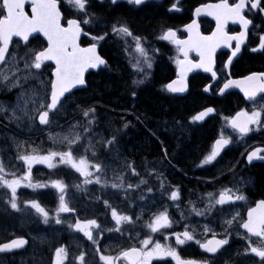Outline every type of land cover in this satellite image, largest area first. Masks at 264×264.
Instances as JSON below:
<instances>
[{
  "label": "snow or ice",
  "instance_id": "snow-or-ice-1",
  "mask_svg": "<svg viewBox=\"0 0 264 264\" xmlns=\"http://www.w3.org/2000/svg\"><path fill=\"white\" fill-rule=\"evenodd\" d=\"M66 2L75 9V18L67 19V26H63L62 12L58 7L57 0H0V86L8 91L19 89L16 103L12 107L10 119L19 124L27 119L35 124L38 121L39 126L49 127L53 124V118L61 113L65 107V102L73 94V90L82 86H86V73L89 69H97L101 66H106L107 61L99 54L98 44L105 40L108 33L103 35H92L91 28L97 23L94 14L90 15L87 11L90 8V0H66ZM103 3V0H99ZM130 5L140 6L145 4L147 0H126ZM112 5H116L118 0H110ZM31 5V13L26 10V6ZM172 9H177V5L173 4ZM178 10V9H177ZM246 12L252 14L264 15V0H235L230 3L229 0H218L216 3H206L197 6L193 16L201 15L211 16L215 22V29L208 35H204L200 31L197 20L193 18L190 23L184 25V31L187 33V38L180 39L177 35V30L168 28L162 33L158 39L168 41L176 46L179 56L182 59H177L176 63V79L170 81L164 87L170 93H183L188 89V74L195 70H202L204 73H209L211 80L219 82V77L216 69V53L217 49L223 47L230 50L226 61L223 63V69L227 70L233 62V58L241 52L242 45L245 44L248 29L252 20L246 15ZM83 15L85 18L81 20L79 17ZM231 21L233 24H239L240 31L229 33L226 31V25ZM104 27H107V21H101ZM85 26H88L87 28ZM259 27V26H257ZM112 34L121 37H132L133 33L129 26L115 22L111 26ZM33 34H40L46 44H38L35 47L31 46V40L36 37ZM91 35L92 42L86 47H81L80 40L82 36ZM13 37L19 38L14 41ZM135 49L143 57V64L148 69L152 68L151 59L148 56V50L143 46L141 37H134ZM22 42V43H21ZM234 43V47H233ZM15 44V48H10V45ZM264 51V33L258 36V45L251 49ZM22 52V55H21ZM190 53H195L197 58H190ZM47 62H51L50 64ZM21 63L23 67L21 68ZM51 67L50 74L45 78V73ZM133 68L137 72H143L144 77L148 75L143 71L140 60L133 64ZM29 81L36 83L32 87L25 85ZM144 80H134V84H141ZM213 85H205L203 91L209 92ZM239 88L243 92L247 101L254 105L258 102L257 96L261 94L260 100H264V72H251L249 75L243 76L240 79H233L229 74L218 89L219 94H224L230 88ZM135 95V92H133ZM79 107V106H78ZM4 111L3 106H0V112ZM213 107H206L191 117V122L195 123L203 121L205 117L213 113ZM88 125L95 122V108L89 107L83 111L84 117H89ZM230 128L239 136H244L251 131L249 125H264V103L259 104V109H254L248 112L244 109L236 112L234 117L226 118ZM125 128L128 127L126 123ZM85 132H89L85 128ZM67 146L66 151H49L46 155H21L18 159L24 162L28 171L24 174V179L29 180V183L24 184V187L46 188L51 187L59 193V204L56 209L55 223L62 224L61 213L77 214L78 210L70 206V202L66 199L68 185L61 180H52L50 185L47 183H38L33 185L31 180V169L33 164H44L49 168H54L52 163L54 158L59 159V163L66 165L78 173L83 178L82 184L76 185L78 191H87V186L90 184L100 185L102 189H111L117 192L124 191V200L131 201L130 192L140 191L142 186H147L148 181L140 179L138 184L127 185L124 187V177H117L116 180L109 184L106 179L105 165L100 161L97 152L94 150V145L89 141V145L85 149V154L78 158L75 153L83 144V137L76 135L75 138L65 136ZM229 139L221 137L214 141V148L210 155H207L201 165H212L221 155V150L228 146ZM118 144L117 138L112 136L110 139L103 140L102 147L109 153L116 149ZM91 150V156L87 152ZM262 149H254L247 154V160L251 162L253 159H264L259 153ZM117 155H119L117 151ZM165 158L167 152L165 151ZM133 176H139L134 165L129 164ZM4 171L3 165L0 164V173ZM118 181V182H117ZM161 189L168 191L163 184V179L160 180ZM0 184L11 192V197L6 201L10 208L14 211H19L17 188L21 186L18 179L11 181L4 180L0 176ZM148 192L152 193L153 189L148 188ZM181 191L179 188H173L170 191L169 199L175 203L179 200ZM97 199H100L99 197ZM208 203L204 209L193 208L197 216H205L206 213H211L216 205L224 206L231 205L236 201L246 199L243 193L239 190H233L229 187H222L218 196L214 193L207 194ZM140 200L147 203V199L142 193ZM103 203L106 208L111 209V220L115 222L114 228H108L107 231L118 232L123 235L124 229L122 224H133L135 221L142 219L143 210L141 213L124 214L118 212L108 199H104ZM26 205H30L37 213L43 216L45 224L50 223L48 212L41 207L40 203L33 199L25 201ZM131 207V205H130ZM222 207L220 211H222ZM134 213V209H132ZM239 217V228L245 230L241 234V238L247 239L248 243L245 248L244 255L251 253L259 258V264H264V199L256 202L255 207H250L247 211V218L244 219L239 213H236L232 219L224 221L230 227ZM183 218V214H182ZM173 225L172 219L167 210L162 211L159 215L151 218L146 227L151 233H158L161 229H171ZM189 225H185L183 233H173L176 237L177 245H184L187 242H195L199 248L207 254H210L205 260L197 259H182L175 249H164L160 243H155L152 246V236L146 235V238L139 242V246L123 249L116 257L100 255V260L103 264H114L115 261H127L128 264H148L154 257L169 256L176 261V264H215L224 249V246L229 244L230 232L225 229V234H221L223 238H218L215 229L205 224L204 235L205 239L201 241L196 238L195 232L189 231ZM69 229L75 230L83 234L85 238L98 243L94 236L93 230L102 232L104 229L98 223L96 218L79 219L75 223H69ZM211 234V238H207V234ZM257 238L253 240L252 238ZM131 238V237H130ZM167 239V237H166ZM28 241L18 236L5 243H0V253L10 252L14 249L23 248ZM101 250L97 248L99 253ZM63 253V256L61 254ZM86 254H81L76 257L79 264H86ZM68 253L62 245L55 249L51 264H64L67 260Z\"/></svg>",
  "mask_w": 264,
  "mask_h": 264
},
{
  "label": "flooded vegetation",
  "instance_id": "flooded-vegetation-1",
  "mask_svg": "<svg viewBox=\"0 0 264 264\" xmlns=\"http://www.w3.org/2000/svg\"><path fill=\"white\" fill-rule=\"evenodd\" d=\"M96 1L99 2V0ZM202 1L212 2L216 0H199L193 5H189L185 0H147L145 4L140 6L130 5L126 0H118L115 6H122L126 10L135 12L142 8H149L152 11L160 10L165 15L183 16L181 21H168L167 24L162 23L155 30L153 29V32L147 30L143 31V33L139 32L142 34L140 36L141 38L149 37L153 39L159 31L158 29L162 26L177 27L191 21L194 7ZM173 4L177 5L178 10L171 8ZM95 5L100 8H96ZM93 8V14L99 20L98 13L105 15L107 11H112V7L107 4H94ZM246 15L252 21L258 22L254 25L251 24L248 30H264V23L259 18L261 14L246 12ZM113 18L115 17L112 16L107 20ZM125 18L128 19V17ZM199 24L204 34L210 33L214 28V23L206 19L199 20ZM225 30L231 34L238 32L240 28L227 25ZM91 32L96 34L95 30H91ZM251 33L255 37H258L260 34L258 31H256L257 34H254V31ZM41 43L38 38L31 40L32 47ZM255 46L257 45L250 43V46H247L243 53L249 52L248 48L251 50ZM15 47L16 45L12 44L11 48ZM110 47L111 45H108L105 48V52ZM111 48L115 50L117 47ZM255 52L257 53L251 54H258L264 58V51L258 49ZM190 58L195 57L191 54ZM20 66L22 68L23 64L21 63ZM51 67L53 66L51 65ZM51 67L46 70L45 78L50 74ZM216 67L220 68L221 62H218ZM234 69L233 64L231 67V76L237 78L249 75L251 72H264V65L261 64L252 68L246 67L237 73V70ZM223 81L219 80L216 83L220 85ZM35 83V81H29L25 86L32 87ZM19 92V89L8 91L6 88L0 86V106L4 108V111L0 112V164L4 168L0 176L4 180L11 181L18 179L21 182V186L17 188L19 211L12 210L10 205L6 203L11 197V192L0 184V243L8 242L18 236L24 237L28 243L27 249H14L10 252L0 253V264H51L55 249L62 245L68 253L67 260L64 261V264H79L76 257L81 252L86 254V264H103L100 260L101 254L116 257L123 249L133 246L138 247L139 242L145 239L146 235L152 236V246L158 242L164 249H175L182 259H197L203 261L210 254L204 253L194 241L187 242L184 245L176 244V237L173 233H183L186 224L190 226L188 230H194L196 238L201 241L205 239L203 227L205 224L215 229L218 238H223L221 234H225V229L229 230V244L224 246L215 264H259L258 257L253 256L251 253L244 255L248 241L247 239L241 238V234H244L245 230L239 228V217L231 227L224 223V221L232 219L236 213H239L240 216L246 219L248 209L255 207L257 201L264 199V192L258 188L254 171L257 165L264 164V159L261 163H247L248 152L254 149L264 150V125H261L262 127L257 129V133H259L258 137L253 140L227 138L230 143L221 150V155L214 164L201 165V161L207 154L201 160L195 159L187 169H180L175 165L170 160L172 159L170 154L167 153V158H165V151L167 152L165 145H162V154L160 155L151 152L148 156H139L127 151V146H130V143L126 144L125 140L119 141L114 150L118 151L119 155L98 154L100 161L108 165L106 179L109 181V184L121 176L124 177L125 188H127L129 183L133 185L137 184L138 177L146 181L152 178L156 184L159 181L157 186H151L148 181L147 186H142L140 191L130 192L131 201L129 203L121 204L119 201L116 202V199L119 200V195L124 191L117 192L111 189L110 186L107 189H102L100 185L90 184L87 186V191H78L76 185L82 184L83 178L70 167L60 164L58 158H54L52 161L55 165L54 168H49L44 164H33L31 169V183L33 185L38 183H47L50 185L52 180H61L69 186L66 199L69 200L70 206L78 210V213H61L60 217L64 222L57 225L55 223V216L59 204V193L50 186L36 188L35 190L32 187H27L26 189L23 185L29 183V180L24 179V174L28 169L18 157L21 155H46L40 152V147L42 144H45L44 146L47 148L53 147L49 137L56 134L57 124L61 128H67L71 123H69L67 112L62 109L59 116L53 118V124L49 127L39 126L38 121L32 124L27 119L22 121L19 126L16 121L12 122V126H9L10 124L6 125L4 121L9 116L5 111L16 101ZM232 94L237 96L236 93ZM260 96L261 94L257 96L259 104L264 103V100H260ZM71 98L72 95L65 102L66 106L71 103ZM259 104L257 106L253 105V108L259 109ZM87 105L85 110L88 108ZM224 109L228 113L233 111L232 108H224L223 106ZM58 120L59 122H57ZM229 131L233 133L232 129H229ZM5 132L10 133L12 139ZM169 140L165 142L168 143ZM75 155L78 158L84 154ZM87 155L91 156V154ZM259 155L264 157V151H261ZM129 164L135 166L139 176L132 175L131 169L128 168ZM111 167L115 170L114 172L108 170ZM161 179H163V184L168 188V191L161 189ZM149 187L153 189L152 193L148 192ZM222 187H229L234 191L238 189L239 192L244 194L246 199L236 201L231 205H216L211 213H206L205 216H197L193 208L204 209L208 203L207 194L214 193L218 196ZM173 188H179L181 191V196L175 203L169 199L170 191ZM142 193L147 199V204L143 208L137 205ZM115 194H118V198L115 197ZM98 197L100 199H97ZM33 199L37 200L41 207L48 212L50 223L45 224L43 222V216L37 213L30 205L25 204V201ZM104 199H108L117 208L118 212L124 214L134 215L135 213H141L143 210L142 219L135 221L133 224H122L121 227L124 229L123 235L118 232L109 233L107 229L114 228L115 222L111 220V209L105 207L103 203ZM221 207L223 209L222 211H220ZM132 209H134V213ZM165 210L168 211L170 219L173 221L172 228L167 230L161 229L158 233H151L150 229L146 227L147 222ZM77 218L82 220L96 218L98 220V223L104 229L102 232L93 230L98 243L94 244L85 238L82 233L69 229V223H75ZM207 238H211L210 233L207 234ZM252 239L256 240L257 238L253 237ZM97 248L101 250L99 253L97 252ZM61 256H63V253ZM114 264H128V262L114 260ZM148 264H176V261L169 256H154Z\"/></svg>",
  "mask_w": 264,
  "mask_h": 264
},
{
  "label": "trees",
  "instance_id": "trees-1",
  "mask_svg": "<svg viewBox=\"0 0 264 264\" xmlns=\"http://www.w3.org/2000/svg\"><path fill=\"white\" fill-rule=\"evenodd\" d=\"M185 1L189 5H193L199 0ZM95 7L100 8L96 5ZM111 10L105 15L98 13L100 20H107L116 14H120L128 17V21L134 26V30L138 32L145 30L153 32L162 23L181 21L183 18V16L178 15H165L160 10L152 11L149 8H142L135 12L126 10L122 6H115ZM102 53H104L109 65L104 72L99 74L100 78L93 74L89 76L88 88L85 91L87 94L85 97H78V101L86 99L87 104L93 105L99 114L105 117V127L109 133L121 132L122 134L123 121L126 119L130 121L131 127L123 134V137L127 138V142L130 143V146H127L129 153L148 156L149 153L153 152L160 155L162 154L161 143L164 142L163 145L172 158L169 159L180 169H187L201 153L206 152L205 148L213 135L214 125L211 120L210 123L206 122L203 126L196 128L195 131L189 130L187 132L186 127L178 126L177 123H184L186 117L204 103H210L214 106L221 102L224 108H232L237 104L238 96L234 94L226 95L220 100L202 94L200 92V84H202L200 77L192 81L191 88L185 97L169 99V97L161 95L156 87L161 82L163 84L171 75L170 68L164 64L159 65L160 70L156 69L151 84L133 95L134 91L129 83L126 64L122 62V58L117 53L105 52V49ZM262 58L258 54L243 53L234 63L236 73L246 67L264 65V58ZM118 111L127 112V117L122 119V115ZM224 111L227 110L224 109ZM162 124L168 129L161 130ZM5 134L12 139L10 133L5 132ZM171 134L172 136L168 138V135ZM166 140H169L168 143ZM254 171L258 188L264 192V164L257 165Z\"/></svg>",
  "mask_w": 264,
  "mask_h": 264
},
{
  "label": "rangeland",
  "instance_id": "rangeland-1",
  "mask_svg": "<svg viewBox=\"0 0 264 264\" xmlns=\"http://www.w3.org/2000/svg\"><path fill=\"white\" fill-rule=\"evenodd\" d=\"M111 52L112 53H117L119 57H122V59H123L124 54H125V50L120 48V47H117L115 50H114V48H111ZM131 88H132V86H131ZM12 107L9 108V110H11V114H12ZM6 121L10 122V123L14 122V120H11L10 117H7ZM161 128H162L161 130H164V131L168 129V127L165 126L164 124L161 125ZM186 129H187V132H189V129L187 127H186ZM118 133H120V132H118ZM65 136H71L72 138H75V136H76L75 135V131L72 130V131L69 132V131L65 130L63 132L57 133V135L55 137V138H57V141H56V143H57L56 150L57 151H66V142L64 140ZM146 204L147 203H145V201L139 200L137 205L139 207L143 208V207L146 206Z\"/></svg>",
  "mask_w": 264,
  "mask_h": 264
},
{
  "label": "water",
  "instance_id": "water-1",
  "mask_svg": "<svg viewBox=\"0 0 264 264\" xmlns=\"http://www.w3.org/2000/svg\"><path fill=\"white\" fill-rule=\"evenodd\" d=\"M57 4H58V3H57ZM29 11H30V13H31V7H30V10H29ZM201 16H204V15H201ZM36 35L40 36V37L43 39V37H42L40 34H33V36H36ZM13 38L19 40V38H17V37H13ZM45 42H46V41H45ZM101 67H103V66H101ZM97 69H98V68H97ZM97 69H89L88 72H90V71H96ZM88 72H87V73H88ZM83 87H85V86L79 87V88H77V89H80V88H83ZM74 90H76V89H74ZM74 90H73V91H74Z\"/></svg>",
  "mask_w": 264,
  "mask_h": 264
},
{
  "label": "bare ground",
  "instance_id": "bare-ground-1",
  "mask_svg": "<svg viewBox=\"0 0 264 264\" xmlns=\"http://www.w3.org/2000/svg\"><path fill=\"white\" fill-rule=\"evenodd\" d=\"M150 28H151V27H150ZM107 52H109V54H113V53L111 52V47L107 49ZM121 58H122V57H121ZM91 77H92V76H91ZM15 103H16V101H15L10 107H12ZM3 120H4V118H3ZM4 123H5L6 125L10 124L9 126H12V123L7 122L6 120L4 121ZM120 134H121V132H120ZM145 144H146V143H145ZM196 156H197V155H196ZM194 191H195V190H194Z\"/></svg>",
  "mask_w": 264,
  "mask_h": 264
}]
</instances>
